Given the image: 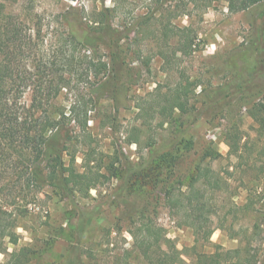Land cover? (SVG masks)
I'll use <instances>...</instances> for the list:
<instances>
[{
    "label": "rangeland",
    "instance_id": "1",
    "mask_svg": "<svg viewBox=\"0 0 264 264\" xmlns=\"http://www.w3.org/2000/svg\"><path fill=\"white\" fill-rule=\"evenodd\" d=\"M161 1L0 0L1 25L8 26L10 34L20 31L19 40L12 44L14 50L20 39L30 44L18 67L32 82L22 95L9 81L5 97L9 103L16 100L18 107L24 101L31 103L38 85L52 72L65 74L70 86L52 99L55 108L51 112L70 117L76 107V115L84 120L88 111L85 131L70 120L73 140L67 153L75 156L80 172L91 160L95 171L109 176L89 193L74 198L61 196L51 187L33 193L26 189L30 197L15 201L24 213L17 217L18 242L4 240L0 264H13L21 250V264H69L70 259L78 264H115L117 260L147 264L134 248L142 235V216L165 230L183 253L180 264H201L202 254L230 250H240L246 264H264V170L260 169L264 154L258 153L262 146L256 148V167L238 166L225 139L234 114L239 120L236 128L245 136L254 138L256 125L248 110H239L236 104L207 111L201 95L203 90L222 86L236 91L235 76L238 67H245L244 56L252 62L261 58L264 68V3L237 10L231 2L236 5L240 0H195L186 1L183 11L182 5L176 7L179 0L158 6ZM106 9L111 10L107 17L112 28L128 35L121 42L125 72L117 89L119 109L109 95L102 97L95 91L96 78L91 77L85 58L90 55L69 41L64 23V18H85L93 26L97 14ZM177 13L181 15L171 17ZM175 27L191 28L194 46L190 53L178 52L177 38L169 32ZM165 31L171 35L169 44L164 41ZM100 51L103 62L114 63L109 60L110 50ZM18 56L14 53L13 66ZM254 81L263 88L254 89L250 98L259 102L264 100V77ZM180 85L188 90L185 113L173 111L166 123L158 114L146 115L145 108L153 103L155 110L160 109L164 96ZM49 108L44 105L45 110ZM44 109L36 116H43ZM195 118L199 120L194 123ZM12 155L0 154L1 208L13 202V195L19 197L27 178V166ZM71 155H65L67 162ZM118 156L123 162L117 161ZM128 161L135 170L132 174ZM201 168L209 169L210 180L217 182L213 190L204 187L203 181L195 183L210 200L205 216L214 232L208 241L203 239L207 228L195 233L188 225L191 220L183 216V207H172L165 194L154 189L155 180L169 181L179 198L190 191V182ZM5 218L11 220L8 215ZM83 218L89 223L81 231ZM230 257L225 264H240L235 253Z\"/></svg>",
    "mask_w": 264,
    "mask_h": 264
},
{
    "label": "trees",
    "instance_id": "2",
    "mask_svg": "<svg viewBox=\"0 0 264 264\" xmlns=\"http://www.w3.org/2000/svg\"><path fill=\"white\" fill-rule=\"evenodd\" d=\"M167 1L162 0L158 3V6L161 3L164 5ZM179 1L176 7L182 5L183 11L186 9V1L191 4L195 3V0ZM259 3H264V0H240L239 4L236 5L233 1L231 2V7L232 9L246 10ZM110 12L111 10L106 9L98 13V18L92 21L93 26L86 22L85 18H64V23L67 27L69 41L75 46H82L90 55L85 56V58H88L87 67L92 74L91 77L96 78L95 91L100 92L102 97L109 95L115 101L117 109H119L117 89L120 85V78L124 76L123 73L125 72L121 42L127 40L128 35L112 28L107 17ZM180 15L178 13L175 15L171 14V17L177 18ZM13 28L15 30V26ZM182 29L175 27L174 29H169V32L172 33L173 38H177L176 46L178 47V52L190 53L194 46V37L191 35L192 30L190 27ZM8 30H10L8 26L4 27L0 23V154H13V159L16 156L17 158L15 159L27 166V178L20 187L19 197L13 195L11 204L0 207V247H2L6 239L12 244H17L18 242V235L15 232V228L18 225L17 217L24 213L21 210L22 206L15 201L30 197L31 193L25 194L26 189L33 193L34 190L40 191L45 187H51L61 196L74 198L76 194L89 193L92 188L109 179V176L95 171L94 167H91V160H88V164H85L84 171L80 172L75 164V156L68 154L70 150L69 143L73 140V131L68 128L71 123L70 120L74 121L79 129L81 128L85 131L88 129V111L84 113V120H81L76 115V107L71 109L69 118L64 112H51L55 108V104L50 103L53 102L52 99L57 97L63 89L70 86L65 74H58L56 70V72L51 73L50 78L45 83L43 82L44 84L38 85L37 90L32 85L36 95H32L31 103L24 101V103H20V107H18L16 100L9 103V100L5 97L9 81H14L16 91L21 92L22 95L31 87L32 82L31 78H28V73L19 70L18 67L20 56H23L25 52H29L30 44L20 39V44H16V50H14L15 47H12V44L19 40L20 31L13 30L14 32L10 34ZM12 35L13 37H11ZM168 35L165 31L164 41L167 44L171 41V35L170 37ZM30 39L33 43L31 35ZM101 48L107 51L110 50L112 54L109 53V60H114V63L103 62ZM16 52L19 56L15 58V60L17 59L16 66H13L14 53ZM99 55L100 59H97ZM164 57L166 58V55ZM118 61L120 64H118ZM70 62L72 66L75 64L74 61ZM242 64H245V67H238L240 70L235 76V79L239 82L235 86L236 91L232 92L231 88L222 86L208 92L203 90L201 95L205 98L203 105L207 111L219 108L225 109L224 107L232 104L238 105L239 110L244 108L248 110V114L256 125V136L252 138L250 135L245 136L240 132L236 128L239 120L236 118L237 115L234 114L232 116L234 122L228 126V130L225 132V139L230 148L229 153L239 161L238 166L256 167L255 165L258 164L254 160L259 158V155L264 154V100L254 102L252 101L253 97H250L254 89L263 88L259 82L257 83L254 80H260V78L264 77V68H261V58L256 62H252L248 56H244ZM68 70L69 73L72 72L71 69ZM240 71L244 73H240ZM128 74L129 70L127 77ZM188 99L187 86L182 87L180 85L178 88L176 86L175 89L171 90L170 94L164 96L162 101L164 104H162L160 109L155 110L153 103L149 105V108H145L148 109L146 110V115L158 114L159 118L162 119V123H166L173 111L179 110L182 113L187 111ZM46 104L50 106L48 110L44 109ZM40 109H44L45 114L37 117L36 112ZM139 110L143 111L144 107H139ZM198 120V118H195L193 122L195 123ZM234 127L235 130H233ZM260 144L262 147L258 151L259 155L256 156V148ZM65 155H71L69 162L65 159ZM119 156L121 157V155ZM119 156L117 161L121 163L123 160ZM126 164L130 174L135 172L129 161ZM107 169L110 171L111 167ZM260 169L263 171L264 167L260 166ZM211 174L209 169H197V175L189 185L190 191L181 194L179 198H177L174 189H172L173 185L172 187L168 185L169 181H154V189L159 193H164L172 207L176 205L177 210L183 207L182 210L185 211L183 216L188 221L189 219L191 220L188 225L194 229L195 233L198 234L200 229L207 228L203 232L205 241H208L214 232L213 229L208 228L209 218L205 216L210 200L206 197L205 191L202 192L196 188L195 183L203 181L204 187H207V189L214 188L217 182L210 180L212 179ZM5 215H8L11 220H7ZM140 222L142 235L136 240L134 248L139 255L145 258L146 263L180 264L183 253L166 237L165 230L154 224L150 217L142 216L140 217ZM88 223L89 220L83 218L80 223V230L84 231ZM22 253H24V250L20 251L13 264H21L20 255ZM234 253L237 255L240 264L247 263L243 261L240 250H230L226 254H202L200 262L201 264H204L203 261L208 264H225L228 259H231V254ZM120 261L117 260L115 264H122ZM69 264H78V262L76 259H70ZM126 264L130 263L127 262Z\"/></svg>",
    "mask_w": 264,
    "mask_h": 264
}]
</instances>
